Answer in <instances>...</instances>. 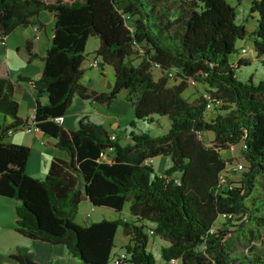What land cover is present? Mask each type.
I'll use <instances>...</instances> for the list:
<instances>
[{
    "label": "trees",
    "instance_id": "16d2710c",
    "mask_svg": "<svg viewBox=\"0 0 264 264\" xmlns=\"http://www.w3.org/2000/svg\"><path fill=\"white\" fill-rule=\"evenodd\" d=\"M44 10L54 12L56 23L42 75L18 79L31 82L39 94L46 92L48 103L38 98L34 115L21 118L12 96L15 83L0 76V195L20 200L15 228L65 243L84 264L114 260L119 227L130 236L124 250L132 264H158L149 248L151 230L168 241L161 246L164 264H264V256L232 249L237 225L264 227V202L258 207L260 198L253 197L264 175V78L256 82L251 75L243 81L236 75L237 67L250 63L230 59L238 52V40L248 35L237 22L236 6L228 0H0V37L35 24ZM250 11L259 14L254 48L264 55V0H254ZM93 35L100 38L101 65L115 70L114 86L105 92L81 83ZM27 48L31 59L37 56L30 43ZM135 53L141 54L138 64L130 59ZM154 66L165 74L156 79ZM174 75L181 80L169 85ZM190 80L207 83L221 103L208 110L203 95L189 101L183 93ZM123 89L138 119L167 116L169 130L157 135L132 131L131 140L122 144L117 133L88 114L73 130L55 120L64 116L75 94L109 106ZM218 110L224 113L207 117ZM31 120L70 155L69 160L54 158L44 177L27 173L31 148L9 139ZM199 132H212L214 138L206 143ZM241 141L249 167L234 179L222 152ZM163 155L172 160L161 171L172 175L170 181L149 162ZM84 197L117 210L129 201L131 218L82 224L75 217ZM10 255L21 264H39L27 246Z\"/></svg>",
    "mask_w": 264,
    "mask_h": 264
},
{
    "label": "crops",
    "instance_id": "0c3cea01",
    "mask_svg": "<svg viewBox=\"0 0 264 264\" xmlns=\"http://www.w3.org/2000/svg\"><path fill=\"white\" fill-rule=\"evenodd\" d=\"M46 1L55 2L56 0ZM63 1L67 2L66 0ZM55 23L56 17L54 12L44 10L37 17L35 24L18 26L7 36L6 44L0 45V76L8 78L15 83L12 96L19 102L18 115L21 118L32 117L34 115V108L38 98L43 104H47L49 101L46 92L39 94L38 89L31 82L19 80L18 77L19 75H24L37 79L42 75L44 68L43 57L52 46ZM27 43H30L31 52L37 54L32 59L27 48ZM111 67L108 64L101 65L97 67L99 71H96L95 69H89L92 68L89 64L88 66H83L82 64L84 73L81 78V83L99 92L111 90L115 83L114 77H112ZM84 100L88 99H84L78 94L74 95L71 106L64 114V128L69 130L77 129L80 118L86 114L91 118L94 117V121L102 123L108 130L126 126L121 119L114 120L112 115L104 114L102 112L104 109L101 105H97L96 103H90L88 105ZM98 113L100 115L102 114V118H97ZM2 122L3 117L0 115V124ZM211 133H204L205 137L208 136L210 138L209 141L214 138V135L213 137L210 136ZM9 139L14 143L26 145L31 148L26 169L30 175L44 177L49 172L51 162L54 158L63 160L70 159L68 151L61 148L54 137L45 134L40 129L32 131L22 129L12 133ZM209 141L205 142L208 143ZM153 159H150L149 162H152ZM171 164L172 160L170 158V162L164 169ZM260 180L258 192L253 197L256 196L264 202V175ZM19 203L20 200L15 197L0 195V264H21L20 261L10 255L18 246L29 247L39 264H84L83 260L74 255L65 243H54L40 238H33L18 231L15 228V224L18 217L16 207ZM82 203L87 207L92 206V202L88 197H84ZM100 209H102L101 212L104 214L102 218H108L105 215L107 208ZM76 219L82 224H90L93 220H97L92 218V221L89 222L86 215L83 219H80L78 214ZM238 222L240 224L242 219L238 220ZM235 229L233 232L234 241L232 247L235 252L264 256V247L257 249L256 245L248 244L247 252L241 247V245L247 244L250 241H256L257 238H260L259 235L264 227L257 228L251 223L243 221Z\"/></svg>",
    "mask_w": 264,
    "mask_h": 264
},
{
    "label": "rangeland",
    "instance_id": "374dc122",
    "mask_svg": "<svg viewBox=\"0 0 264 264\" xmlns=\"http://www.w3.org/2000/svg\"><path fill=\"white\" fill-rule=\"evenodd\" d=\"M67 2L75 1V0H66ZM230 3L236 6L237 10V22L240 24L245 25L248 35L242 39L238 40L237 47L238 52L231 55L230 59L231 62L234 64H237V61L240 58H245L250 61L247 65H241L240 67L236 68V75L239 79L243 81H247L251 75H254L255 81L258 82L261 79L264 78V55H258L254 48V30L258 26V17L259 14L257 12L252 13L250 11V6L254 0H241L239 2L238 0H228ZM100 38L97 35L90 36L87 42V46L85 49V60L83 61V66H88V64L95 59L97 56L96 50L99 47ZM247 47L249 50L242 54L240 53L241 48ZM97 48V49H96ZM143 50H141L142 52ZM134 64H138L141 61V54L135 53L130 58ZM110 68V66H108ZM89 69H95L96 71H99V68L92 67ZM112 71V77H114L115 81V70L113 67H111ZM93 72V71H92ZM153 75L156 79H158L160 76L164 75L165 73L158 67L154 66L152 69ZM91 73V72H90ZM101 75V74H100ZM180 78L176 75L170 76L169 78V85L176 84L180 82ZM211 88L210 86L202 81H194L190 80L188 88L183 93L184 96L191 102L197 101L205 92H210ZM85 103H92L90 100H84ZM97 105H101L103 107L104 111H102L104 114L112 115L113 119H121L123 124L126 125L125 127H119V129H109L111 132L117 133L119 135V141L122 144H126L129 140H131L130 133L134 131L137 134H141L144 132H148L153 135L157 134H163L166 133L170 126L171 121L167 116H161L159 114H153L151 119L143 120L138 119L135 115V108L132 103V101L128 98V92L126 89H123L117 97L113 100V102L107 106L105 104H99L97 102H94ZM224 113V111H216V112H208L207 117L214 118L217 114ZM0 115L4 118L3 113L0 112ZM94 117H92L93 119ZM96 118V117H95ZM97 118H102V114H97ZM95 120V119H94ZM97 120V119H96ZM134 123V124H131ZM211 137H213V133L210 134ZM208 137V136H207ZM205 137V134L203 135L204 141H209V137ZM213 139V138H212ZM212 139L210 141H212ZM244 147V142L241 141L237 144H235L233 147L224 150L222 152V156L227 159L228 166L231 169V171H234V173H231V177L234 179H238L241 175L238 170L235 169V165L239 163H243L246 169L249 167V163L245 159L242 153V149ZM170 156H161L156 157L152 160L151 164L155 168L156 171L161 172L164 167L170 162ZM257 206L262 208V201L256 200ZM130 202L127 201L125 203V206L122 210H117L116 208L103 205H94L92 203V206L87 207L82 201L79 204L78 211L76 213L79 215L80 219L84 218L87 212H91V214L87 217L88 221H92V218L100 220L104 216V214L101 212L102 209L100 208H107L106 214L108 218H116L120 215L122 217L130 218L131 217V211H130ZM222 218L219 217V220ZM75 220L77 221L76 217ZM95 221V220H93ZM92 221V222H93ZM149 226H153V223H149ZM148 229V228H147ZM260 238H257L256 241H250L247 244L241 245V247L244 248V250L247 252L248 244L256 245V248H263L264 247V229L261 230V234L259 235ZM130 239V236L126 235L123 232V228L119 227L116 237H115V246L113 248V255L116 256V254L120 253L122 250L125 249L124 245L127 243ZM164 244H168V241L161 237L160 235L156 234L155 232L150 231V240H149V248L153 251L157 263L158 264H164V260L162 258V252H161V246ZM110 264H115L112 260Z\"/></svg>",
    "mask_w": 264,
    "mask_h": 264
},
{
    "label": "built area",
    "instance_id": "2783aa9c",
    "mask_svg": "<svg viewBox=\"0 0 264 264\" xmlns=\"http://www.w3.org/2000/svg\"><path fill=\"white\" fill-rule=\"evenodd\" d=\"M6 44V39L0 37V45H5ZM248 51L247 47L242 48V54L246 53ZM90 67H100L101 66V58L100 57H96L95 59H93L90 63H89ZM204 98L206 99L207 103H206V107L208 110H212L215 108V106L219 105L221 103V100L219 98H217L216 96L212 95L210 92H205L203 94ZM55 120L61 124H63L64 122V116L63 115H59L55 118ZM23 129L27 130V131H32V130H39V127L33 122V120H31L28 124L23 126ZM199 135L201 137H203L204 132H199ZM112 139H115V134L111 135ZM233 147V146H232ZM101 157H105V153L104 151L100 153ZM235 169H237L238 171L245 169V166L243 163H239L235 165ZM160 175L163 176L165 178L166 181H170L172 180V175H164L160 172ZM176 180H178V177L176 178ZM222 181H226V177L223 176L222 177ZM91 214V212H87L86 213V217H88ZM226 215V213H225ZM229 215H231V213H229ZM151 232H153V230H151ZM113 262L115 264H132V262L129 259V255L127 253V251L123 250L121 251L118 255L115 256Z\"/></svg>",
    "mask_w": 264,
    "mask_h": 264
}]
</instances>
